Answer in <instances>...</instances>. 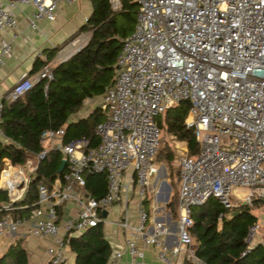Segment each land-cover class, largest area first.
I'll list each match as a JSON object with an SVG mask.
<instances>
[{
	"label": "built area",
	"instance_id": "built-area-1",
	"mask_svg": "<svg viewBox=\"0 0 264 264\" xmlns=\"http://www.w3.org/2000/svg\"><path fill=\"white\" fill-rule=\"evenodd\" d=\"M71 1L0 0V30L15 28L18 5L31 7L27 18L34 27L40 20H53L59 2ZM134 1L133 28L117 53L115 76L97 98L103 112L95 128L97 144L88 147L83 137L62 143V128L43 130L41 150L33 158L20 166L6 163L0 170V188L12 202L23 197L35 163L48 149L58 150L64 160L61 176L49 188L37 184L27 217L0 216V239H47L44 264H69L67 238L99 223L113 224L123 234V248L112 251L108 264H141L145 246L157 250L159 264H180L183 257L193 259L188 233L192 206L209 197L227 209L251 205L254 199L264 204V0ZM108 2L113 10L120 7L119 0ZM84 43L72 39L58 52L60 61ZM9 54V44L0 38V66ZM50 78L46 63L34 74L22 75L3 100L11 101L39 79ZM181 101L189 104L183 128L192 133L198 149L188 154L184 139L177 146L176 242L170 245L163 238L168 230L164 224L155 223L148 231L142 197L150 193L154 201L166 182L154 156L165 114ZM84 172L104 174L101 196L85 189ZM133 189L135 217L130 218L126 205L114 220H107L109 208L122 197L126 202L125 193L133 195ZM161 193L164 197L166 191ZM65 203L71 213L63 214ZM262 226L264 220L258 219L248 225L242 253L256 243L264 248Z\"/></svg>",
	"mask_w": 264,
	"mask_h": 264
},
{
	"label": "trees",
	"instance_id": "trees-1",
	"mask_svg": "<svg viewBox=\"0 0 264 264\" xmlns=\"http://www.w3.org/2000/svg\"><path fill=\"white\" fill-rule=\"evenodd\" d=\"M89 1L90 12L75 32L89 31L86 42L65 60L50 66V79H39L17 98L3 100L0 170L6 163L20 166L26 159L33 158L41 150L39 134L43 130L62 128V143L83 137L88 147L97 144L95 128L103 119V112L94 105L84 116L77 117L76 113L86 98H98L112 83L116 73L115 59L122 40L133 28L137 4L134 0H119L120 7L113 10L108 0ZM56 50L45 51L46 60L36 59L29 74L50 60ZM188 106L186 101L179 102L177 107L166 112L164 120L180 139L185 140L187 153L192 155L198 149L197 142L192 133L183 128ZM154 159L167 165L174 160L173 147L167 140L160 139ZM60 160L58 150L48 149L35 163L26 191L17 200L9 201L7 192L0 188V216L27 217L35 205L37 184L40 182L49 188L61 176V171L57 170ZM82 176L91 196L99 197L104 193L103 173L84 172ZM167 178L170 193L165 207L171 217L176 218L178 171L168 170ZM262 205L261 200L254 199L251 205L240 203L227 209L217 199L209 197L201 205L192 206L188 233L193 259L183 257L180 264H264V248L259 243L242 253L246 229L257 219L251 209ZM261 232L264 233V226ZM66 241L73 255L72 264L108 263L110 249L103 237L102 224L88 227ZM0 264H28L22 238L14 239L0 252Z\"/></svg>",
	"mask_w": 264,
	"mask_h": 264
},
{
	"label": "crops",
	"instance_id": "crops-1",
	"mask_svg": "<svg viewBox=\"0 0 264 264\" xmlns=\"http://www.w3.org/2000/svg\"><path fill=\"white\" fill-rule=\"evenodd\" d=\"M90 9L89 0H73L69 3L59 2L54 10L53 20H40L34 27H31L27 18L32 10L31 7L18 5L14 8L16 16L15 28H4L0 30V38L6 41L10 47L9 56L5 58L4 63L0 66L1 100H3L7 90L19 80L22 75H30L29 72L36 59L46 60L45 51L57 48L55 52V54H57H54L50 60L44 62V64L48 63L51 66L54 63L60 62L58 52L72 39L78 38L80 42H83L82 38L86 37L84 40V42H86L90 33L89 31H81L77 34H75V32L78 27L84 23ZM73 34H75L74 37H72ZM76 116L81 117L84 115L79 114ZM129 173L130 170L126 172L124 178H126ZM155 185L156 179H153L151 181V186L155 187ZM125 198H127L125 199L126 202H124L122 197L116 204L109 208L108 214L114 215L112 220L118 216L120 210L126 205L127 210L130 212V218L133 219L135 217L136 205L138 202L134 194L132 195V191H127V193H125ZM158 202L160 203L159 206L156 205ZM165 203L163 202L162 193L159 192L154 201L150 200L145 202L143 200L142 206L148 213V221L146 224L148 231H152L155 223L164 224L168 230L163 238L166 242H170V245H174L176 242L174 225L176 218L171 217L169 210L165 207ZM61 209L63 214L67 211H69V213L73 211L71 205L68 203H65ZM102 227L103 237L109 244L110 257L114 249L119 247L123 248V234L121 230L113 224L107 223L104 226L102 225ZM12 239L13 238L9 236L0 239V245H2V242L7 245ZM46 241V238H28V240L25 241L24 248L29 257H31L36 264L41 262L44 264L45 262L44 244ZM156 251L157 250L152 246L143 247L144 256L141 264H159L156 259ZM66 253L68 263L72 264L73 255L70 253L69 249ZM123 258L126 259V256L124 255Z\"/></svg>",
	"mask_w": 264,
	"mask_h": 264
},
{
	"label": "rangeland",
	"instance_id": "rangeland-1",
	"mask_svg": "<svg viewBox=\"0 0 264 264\" xmlns=\"http://www.w3.org/2000/svg\"><path fill=\"white\" fill-rule=\"evenodd\" d=\"M85 39H86V37L82 38L83 42H84ZM96 104H97V98L89 100L86 104L82 105V107L76 113V115H79V114L86 115V113L89 111V109L92 106L96 105ZM161 140H167L171 144V146L173 147V151H174V160L169 165L165 164L163 161L162 162L160 161L158 163L165 170V172H166L165 180H166V183L169 185L168 178H167V172L170 169H171L172 172H175L177 170V168H176V158L178 156L177 150H179V148L177 146H180L182 144V141L180 140L178 134L174 131V129L172 127H170V126H167L166 124L164 126H162ZM23 173H24L23 176H26V172H23ZM160 188H161V192H162L163 189L165 190V185H162ZM133 194H136V191L134 189H133ZM150 197H151V194L150 193H146V194L143 195L142 198L146 202V201H150ZM156 205L159 206L160 203L158 202ZM251 213L254 216H256L258 220L263 221L264 220V204L262 206L257 207V208L251 209ZM113 218H114V215L113 214H109V216L107 217V220H112ZM104 225L105 224H103V226ZM102 230H103V227H102ZM26 240H28L27 237L22 238L23 245H25V241ZM3 243L4 242H2V245H0V252L6 247V245L3 244ZM27 263L28 264H36L33 261V259L31 257H29L28 254H27ZM39 264H42V262L39 263Z\"/></svg>",
	"mask_w": 264,
	"mask_h": 264
},
{
	"label": "water",
	"instance_id": "water-1",
	"mask_svg": "<svg viewBox=\"0 0 264 264\" xmlns=\"http://www.w3.org/2000/svg\"><path fill=\"white\" fill-rule=\"evenodd\" d=\"M63 60H65V59H63ZM63 165H64V160L61 159V160H60V163H59V166H58V169H57L59 172L62 170ZM161 169H162L163 174H164V169H163L162 166H161ZM19 182H20V181H18V183H19ZM164 185H165L166 193H165V195H164V197H163V202L165 203V202L167 201L168 196H169L170 186H169L166 182L164 183Z\"/></svg>",
	"mask_w": 264,
	"mask_h": 264
}]
</instances>
